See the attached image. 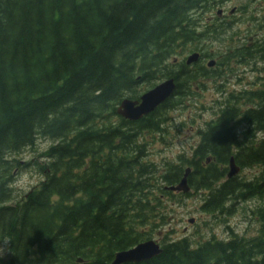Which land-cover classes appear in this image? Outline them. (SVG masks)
Returning a JSON list of instances; mask_svg holds the SVG:
<instances>
[{
  "label": "trees",
  "instance_id": "1",
  "mask_svg": "<svg viewBox=\"0 0 264 264\" xmlns=\"http://www.w3.org/2000/svg\"><path fill=\"white\" fill-rule=\"evenodd\" d=\"M224 1L0 0V242L8 244L0 264H111L116 251L151 238L161 252L126 264H264V177L222 179L229 155L241 168H264V137L243 154L246 165L242 149L230 145L236 124L245 125L239 142L252 127L264 135L263 112L224 108L252 99L213 101L203 109H224L189 156L151 158L150 144L171 125L166 110L186 107L195 85L211 76L198 63L187 66L184 54L228 28L205 22ZM240 50V61L253 53ZM168 78L174 94L154 112L137 121L116 114L123 98L139 99L141 84ZM38 137L53 142L36 164L43 180L6 204L22 166L14 156ZM186 166L191 188L206 190L202 212L230 216V202L256 200V233L225 226L222 239L167 237L166 200L175 194L164 186L176 184Z\"/></svg>",
  "mask_w": 264,
  "mask_h": 264
},
{
  "label": "rangeland",
  "instance_id": "2",
  "mask_svg": "<svg viewBox=\"0 0 264 264\" xmlns=\"http://www.w3.org/2000/svg\"><path fill=\"white\" fill-rule=\"evenodd\" d=\"M219 10L218 17L220 20L222 19V14L227 15L225 20L228 22V29L220 33L218 38L202 43L201 49L203 52L209 54L213 62L211 66L213 69L216 68L214 65L219 56L225 57L230 54L227 59L228 74L227 67L223 66L225 64L223 61L224 59L221 58L218 61L223 63L219 66L220 71L217 72L218 77L215 80H205V83L202 85V88L205 89L199 86V89H194L195 95H193L187 103L185 102L186 104L184 103L187 106L186 109L184 107L185 110L180 108L166 110V112H168V120L171 122L169 127H167L168 124L166 125L163 135L164 141H167V144L161 143L163 142L159 138L162 136L161 134H158L156 141H152L150 144L151 151L153 152L151 158L157 162L168 160L175 163L178 155H188L190 153L191 147L185 144L192 143L194 131L204 128V123L215 117L213 115L214 110H218L217 108L213 110L203 109V107H213L211 104L212 101L220 95L211 90V88L217 85L219 86L221 81L224 82L226 78L235 75L233 73L235 70L234 67L240 66L237 63L239 58L236 57L239 48L245 44H249L251 42L250 39L254 38L256 34L264 38V0H228L224 8ZM226 11H230L231 15H228ZM206 16L207 15H205V17ZM213 16H216V14ZM189 53L191 52L188 51L184 56H188ZM207 61L208 60H204L202 62L203 65H205ZM254 61L255 60L252 62ZM222 73L226 74L222 75ZM236 75H240V73ZM242 75H246L247 79L252 76L249 71L243 72ZM227 81L230 80L227 79ZM159 82L158 80H153L148 83H143L138 87V90L144 92L146 89L151 88ZM196 112L206 113L204 115H202L203 113L198 115ZM147 140H151V137H147ZM50 144V140L38 138L34 146L25 147V149L14 156V158L21 162V164L43 160L40 159L39 156ZM261 172L264 173V168H242L237 177L240 179H252L260 175ZM13 178L11 187L15 197L14 200L19 201L23 198L25 193L33 186L37 185L41 180V175L35 170L34 166H28L25 169L21 168L15 171ZM170 192L175 193V195L174 197H168V200H166L167 212L170 216L168 224L164 226L166 228L165 231L169 230L166 234L167 237L181 238L186 236L199 242L208 239L211 235H215L219 238L227 237L225 226H230L235 232L246 236L254 235L257 231V224L251 214V210L259 205L256 200L248 201L247 203L238 202L235 211H232V215L227 216L201 211L203 197L207 194L206 190L195 191L192 189L187 193V196L177 195L176 193L178 191ZM260 203L262 204L264 202L260 201ZM190 220H192V222H190ZM6 250L7 242H0V254L5 255Z\"/></svg>",
  "mask_w": 264,
  "mask_h": 264
},
{
  "label": "water",
  "instance_id": "3",
  "mask_svg": "<svg viewBox=\"0 0 264 264\" xmlns=\"http://www.w3.org/2000/svg\"><path fill=\"white\" fill-rule=\"evenodd\" d=\"M198 54L194 53L187 57L186 63L191 64L198 60ZM175 84L173 79L163 81L152 89L140 96L139 101L123 99L118 106L117 114L129 121H136L143 116L151 113L156 105L164 102L174 91ZM238 169L233 160L229 161L228 178L233 177ZM189 170L184 172V176L176 186L168 187V190L187 192L188 186L186 177ZM161 252L159 245L154 240L144 241L135 247L117 253L111 264L139 263L157 256Z\"/></svg>",
  "mask_w": 264,
  "mask_h": 264
},
{
  "label": "flooded vegetation",
  "instance_id": "4",
  "mask_svg": "<svg viewBox=\"0 0 264 264\" xmlns=\"http://www.w3.org/2000/svg\"><path fill=\"white\" fill-rule=\"evenodd\" d=\"M227 12V11H226ZM228 15L230 14V11L227 12ZM221 17L225 19L227 17L226 14H222ZM252 41V51L254 52V62L250 61L247 65L245 62H237L240 66L234 67V74L232 77L226 78L224 82L219 83V91H218V99H222L223 97H230L235 96L238 99H252L253 104L252 105H241V106H247V108L241 107L238 105L236 111L237 112H263L264 117V103L261 105L262 107L258 108L256 101L258 99L264 100V54L263 52H260V50L264 47V38L256 34L254 38H251ZM259 52V53H256ZM263 58V59H262ZM262 60V61H261ZM224 67H227V74H228V66L227 62L223 65ZM248 72L252 74L250 78L247 79L246 75H242L243 72ZM237 73H240V75H236ZM229 79L230 81H227ZM233 91H230V90ZM223 91V92H222ZM227 91H230L229 93H226ZM225 94V95H224ZM243 125L236 124L234 129L235 133L237 135V138L244 139L245 137L242 136V131L244 130ZM251 137L252 133H249V140H243L242 142L235 143L236 145H241L243 147H247L251 145ZM202 140V135L200 134V131L195 130L194 131V137L192 138L191 145L195 144L197 145ZM254 143H256V137L254 136L253 139Z\"/></svg>",
  "mask_w": 264,
  "mask_h": 264
},
{
  "label": "bare ground",
  "instance_id": "5",
  "mask_svg": "<svg viewBox=\"0 0 264 264\" xmlns=\"http://www.w3.org/2000/svg\"><path fill=\"white\" fill-rule=\"evenodd\" d=\"M251 20V19H250ZM260 23V22H259ZM263 59V58H262ZM262 61V60H261ZM149 90V88L148 89H146L144 92L142 91V90H139L138 92H139V96H141V95H143L144 93H146L147 91ZM142 91V92H141ZM171 96V95H170ZM170 96L164 101V102H162V103H160L159 105H156L155 107H154V109L151 111V112H154L157 108H159V106H161L162 104H164L165 102H167L168 100H170ZM123 99H128V100H130V101H134L133 99H130V98H123ZM227 107V109H228V111L230 110V111H234V112H237L236 111V109L234 110L233 108H230V107H228L227 105L224 107V108H226ZM176 108H180V109H184V107H181V106H172V110H174V109H176ZM223 105H220L217 109V111L216 110H214V112H213V115L215 116V117H213L212 119H210L209 121H207V123H206V127H205V129L207 130V131H209L208 130V127L210 126V124L209 123H211V122H213L216 118H217V116L219 115V113L220 112H222L223 111ZM117 109H118V106H117V108H116V111H117ZM185 110V109H184ZM213 110V109H212ZM229 127H230V125H229ZM251 133H252V137H251V145L250 146H247V147H243V146H241V145H236L235 143H239V141H238V138L235 136V140H234V142L232 143V144H230L231 145V149L233 150L234 148H240V149H242V154H241V160L243 161V163H244V165H246V163H249V160L248 159H246V158H244L243 157V154L246 152V150H248V149H251L252 148V146L254 145V146H257V145H259V143L261 142V140L263 139V137H264V135H263V133H261L260 131H256L253 127H252V130H251ZM254 136L256 137V143H254V141H253V139H254ZM38 138H42V137H38ZM37 138V139H38ZM36 139V140H37ZM44 139H47V138H44ZM35 140V141H36ZM47 140H50V139H47ZM246 140H249V135L247 136V138H246ZM51 141V140H50ZM53 142L51 141V144H52ZM231 143V142H230ZM35 144V143H34ZM50 144V145H51ZM49 145V146H50ZM34 146V145H33ZM48 146V147H49ZM248 147H250V148H248ZM243 148H246V149H243ZM239 149V150H240ZM45 152V151H44ZM42 154V153H41ZM40 154V155H41ZM232 155H229V157H228V160L230 159V157H231ZM40 157V156H39ZM16 159V158H15ZM40 159H43V160H38V161H33V162H26V163H24V164H22V166H21V168L22 169H25V168H27L28 166H34V168H35V170L41 175V180L37 183V185H35V186H33L28 192H30L32 189H34V188H36L38 185H39V183L43 180V174L39 171V166L37 167V165L36 164H42L44 161H45V159L44 158H42V157H40ZM21 163V162H20ZM240 163V162H239ZM238 165H240V164H238ZM248 166V165H247ZM24 167V168H23ZM21 168H17L16 170H14L13 171V175H14V173H15V171H17V170H20ZM241 171V170H240ZM217 173H219V172H217ZM216 176V175H215ZM212 179H213V177H211ZM217 178V177H216ZM260 179H262L261 177H259ZM13 176H12V181H11V183H10V187H11V184H12V182H13ZM258 179V178H257ZM231 180V179H230ZM239 180V179H238ZM253 181V180H252ZM256 181V180H255ZM237 182V181H236ZM239 182H240V180H239ZM242 182H243V180H242ZM241 183V182H240ZM234 184V183H233ZM12 188V187H11ZM27 192V193H28ZM27 193H25V195L27 194ZM24 195V196H25ZM15 199V197H14V195H13V189H12V199L9 201V202H7L6 204H9V203H14L15 201H17V200H14ZM227 203V202H226ZM236 205V204H235ZM261 206V205H260ZM259 207V206H258ZM257 208V207H256ZM262 208V207H261ZM264 208V207H263ZM259 209V208H258ZM252 211V210H251ZM255 211V210H254ZM219 212V211H218ZM256 212V211H255ZM231 213H232V211H231ZM231 232H232V230H231ZM232 233H234V232H232ZM231 233V235H233ZM236 235V234H235ZM120 251H116L115 253H114V255H113V258L115 257V255L117 254V253H119Z\"/></svg>",
  "mask_w": 264,
  "mask_h": 264
}]
</instances>
